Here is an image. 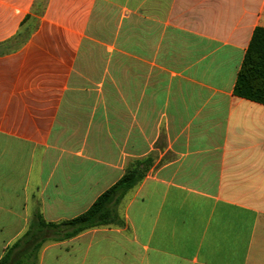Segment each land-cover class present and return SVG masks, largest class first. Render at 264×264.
<instances>
[{"label": "crops", "instance_id": "obj_1", "mask_svg": "<svg viewBox=\"0 0 264 264\" xmlns=\"http://www.w3.org/2000/svg\"><path fill=\"white\" fill-rule=\"evenodd\" d=\"M258 26L264 0H0V259L138 168L123 224L16 261L264 264V104L234 92Z\"/></svg>", "mask_w": 264, "mask_h": 264}, {"label": "trees", "instance_id": "obj_2", "mask_svg": "<svg viewBox=\"0 0 264 264\" xmlns=\"http://www.w3.org/2000/svg\"><path fill=\"white\" fill-rule=\"evenodd\" d=\"M234 92L237 96L254 100L264 104V27L255 28L251 42L245 54L242 66L238 72ZM146 172L138 168L127 169L125 174L109 189L103 192L92 206L79 216L54 223L46 221L41 212L36 213L31 222L28 231L19 238L8 249L6 254L0 259V264H21L16 261L19 258L15 250L23 244L34 243L30 247L31 251H36L42 246V241L35 243L40 238L37 231H45L55 228H72L73 231L64 234V237H70L82 230L110 225L123 224V219L118 213V206L131 194L136 186L143 180Z\"/></svg>", "mask_w": 264, "mask_h": 264}, {"label": "rangeland", "instance_id": "obj_3", "mask_svg": "<svg viewBox=\"0 0 264 264\" xmlns=\"http://www.w3.org/2000/svg\"><path fill=\"white\" fill-rule=\"evenodd\" d=\"M91 61L93 62V64L90 66V73H95L96 71V63H95V59H91Z\"/></svg>", "mask_w": 264, "mask_h": 264}]
</instances>
